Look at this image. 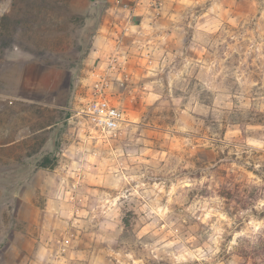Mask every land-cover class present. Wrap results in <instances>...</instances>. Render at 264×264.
I'll use <instances>...</instances> for the list:
<instances>
[{
	"label": "clouds",
	"instance_id": "obj_1",
	"mask_svg": "<svg viewBox=\"0 0 264 264\" xmlns=\"http://www.w3.org/2000/svg\"><path fill=\"white\" fill-rule=\"evenodd\" d=\"M155 3L109 0L110 6L85 18V25L88 19L93 23L77 39L63 68L66 83L55 98L63 109L60 117L38 142L23 141L35 145L30 150H20L19 134L10 148H0L6 154L0 159V210L11 211L0 255L9 264H142L134 248L109 250L112 259L107 262L73 251V228L97 243L111 244L124 232L128 213L135 238L155 237L152 252L163 253L160 259L169 264H264V195L253 200L233 181L234 173L253 176L242 161L226 158L218 166L201 162L197 153L211 144L201 120L192 115L214 110L209 106L201 111L199 92L225 87L230 76L233 83L264 88V0H179L181 9L210 4L204 15L215 13L214 25L201 26L202 35L194 37L199 42L188 49L197 52L194 58L168 47V42L180 43L176 36L181 16H189L153 7ZM156 14L166 18L164 23L152 19ZM129 15L140 16L141 22L126 23ZM101 39L103 47L97 44ZM165 52L169 63L172 56L182 57L168 72L160 60ZM29 54L13 44L4 50L3 60L27 61ZM8 55L16 59L6 60ZM193 76L196 87L187 97L172 94L175 80ZM96 106L105 114L116 109L122 121L132 123L118 125L121 131L110 133V139H99L92 135L100 119L91 114ZM169 113L167 126L176 127L171 121L182 118L177 134H193L190 139L182 136L178 146L174 138H149L154 134L148 129ZM125 135L129 141L122 142ZM128 142L141 147L129 149ZM258 146L264 148V143ZM253 167L264 170V156ZM251 183L264 187V178L253 177ZM36 210L43 219L37 217L28 226L18 222L19 216ZM239 212L258 218L245 216L248 223L237 229Z\"/></svg>",
	"mask_w": 264,
	"mask_h": 264
},
{
	"label": "rangeland",
	"instance_id": "obj_2",
	"mask_svg": "<svg viewBox=\"0 0 264 264\" xmlns=\"http://www.w3.org/2000/svg\"><path fill=\"white\" fill-rule=\"evenodd\" d=\"M169 2L170 0H156L153 7L164 8L169 12L183 11L189 19L185 20L181 16L176 36L180 43L173 45L168 42V47L175 52L183 51L185 55L194 58L197 52L188 51V49L190 45L199 42L194 37L201 36L203 28H210L214 25L215 13L209 12L208 15H204L210 4L181 9L179 0H175L171 8L167 7ZM104 6H110L109 0H0V123L6 122L12 125L15 119L35 118L34 127L49 125L43 132L53 126V122L60 117L63 111L62 106L55 103V98L62 93L66 83L64 65L71 60L77 39L93 23L91 19H88L85 25L83 23L85 18L90 17L94 11L98 13ZM127 6L144 11V8L136 3H128ZM151 11V8L147 9L148 14H151ZM152 19H155L157 23H164L166 18L156 14ZM140 22V16L129 15L126 20V23L130 24ZM13 44H18L22 50L30 53L26 57L27 61L12 63L3 60L4 50L10 49ZM97 44L104 46L102 39L97 40ZM5 59L14 61L16 57L8 55ZM160 60L165 65L164 71L168 72L172 64L182 60V57L172 56V63H169V55L165 52ZM225 63L228 64V61ZM251 78L259 79L255 75ZM234 80L235 77L230 76L225 81V87L215 91L204 88L199 92L201 111L209 106L214 110L209 111L206 116H201L200 113L192 114L193 118L201 120L204 125L201 130L208 132L206 138L211 144V147L198 152L197 155L201 157V162H210L211 165H217V162L226 163V158L232 161H242L247 171L253 176L246 177L244 172L234 173L233 181L238 187L246 188V195L254 200L264 195V187L261 184L251 183L253 177L257 180L264 178V170L253 167L254 163L259 162L260 157L264 156V148L258 146L264 143V88H261L259 84L249 87L246 83H233ZM195 87V76L188 79L178 78L173 83L172 94L187 97ZM40 100L43 102L53 100V102L44 105L40 104ZM178 103L183 104L184 100L178 99ZM81 115L87 114L81 113ZM171 115V113L160 115L156 119V124L148 129L154 134L149 137L150 139L155 140L157 136L174 138L173 142L178 146V141L182 136L191 138L193 135L191 132L177 134V129L183 122L182 118L171 121L176 127L167 126ZM124 122L132 123L121 121L120 125ZM120 131L119 127L110 132L103 131L98 125V131H93L92 135L99 139L108 136L110 139V133ZM136 135H140L139 128ZM124 141H129L127 135L122 138V142ZM125 147L135 150L141 145L128 142L125 143ZM25 198L27 199V195ZM245 216L253 220L258 218L248 212H239L240 223L236 225L237 229L248 223ZM10 217V210L9 212L0 210V238H3L0 239V252L3 251V244L7 241L11 227ZM37 217L43 219L38 210L31 214L25 213L17 219L22 226H28ZM132 220V213H128L123 221L124 232L111 244L97 243L85 232L73 228L69 233L72 240L76 241L73 251L79 250L89 254L93 259H102L107 262L112 259L106 254L109 250L123 253L129 248H134L142 255V264H169L167 260L160 259L163 253L152 252L151 246L155 244V237L135 238L132 234ZM16 238L21 239L22 234L17 232ZM155 246L160 247L158 244ZM0 260H4V264H9L6 255H0ZM113 264H119V261L113 260Z\"/></svg>",
	"mask_w": 264,
	"mask_h": 264
},
{
	"label": "crops",
	"instance_id": "obj_3",
	"mask_svg": "<svg viewBox=\"0 0 264 264\" xmlns=\"http://www.w3.org/2000/svg\"><path fill=\"white\" fill-rule=\"evenodd\" d=\"M33 101V100H30ZM40 104L47 105L48 101L40 100ZM32 112V111H30ZM35 118L31 119H23L20 118L19 120H13V124L10 125L9 123L2 122L0 123V148L6 149L12 146V138L19 134V141L18 144L21 145L20 150L26 151L30 150L35 145H26L23 144L24 140L29 138H35L38 142L39 137L43 133V130H46L49 125L41 126V127H34ZM5 153H0V159H3Z\"/></svg>",
	"mask_w": 264,
	"mask_h": 264
},
{
	"label": "built area",
	"instance_id": "obj_4",
	"mask_svg": "<svg viewBox=\"0 0 264 264\" xmlns=\"http://www.w3.org/2000/svg\"><path fill=\"white\" fill-rule=\"evenodd\" d=\"M107 106H105L106 108ZM94 116H99L100 119L96 121V123L99 125V127L103 131H112L120 125L122 119H121V113L116 109H111L107 111V114H105L103 111H101L100 106H96L94 111L91 113Z\"/></svg>",
	"mask_w": 264,
	"mask_h": 264
}]
</instances>
